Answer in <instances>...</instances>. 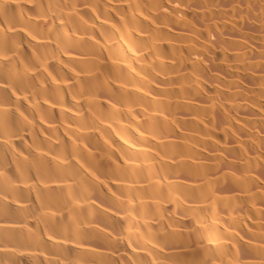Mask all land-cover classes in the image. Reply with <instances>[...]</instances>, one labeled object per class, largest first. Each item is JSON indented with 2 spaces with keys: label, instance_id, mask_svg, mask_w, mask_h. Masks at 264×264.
I'll return each mask as SVG.
<instances>
[{
  "label": "bare ground",
  "instance_id": "obj_1",
  "mask_svg": "<svg viewBox=\"0 0 264 264\" xmlns=\"http://www.w3.org/2000/svg\"><path fill=\"white\" fill-rule=\"evenodd\" d=\"M0 264H264V0H0Z\"/></svg>",
  "mask_w": 264,
  "mask_h": 264
}]
</instances>
